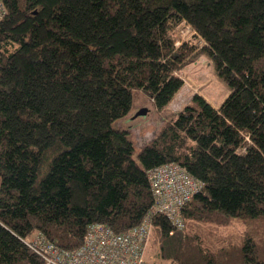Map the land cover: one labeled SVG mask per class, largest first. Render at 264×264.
<instances>
[{"label": "trees", "instance_id": "1", "mask_svg": "<svg viewBox=\"0 0 264 264\" xmlns=\"http://www.w3.org/2000/svg\"><path fill=\"white\" fill-rule=\"evenodd\" d=\"M3 4L0 264H44L25 240L38 232L73 249L92 222L139 224L153 204L149 172L167 163L204 186L182 207V230L155 216L161 257L264 264L255 224L216 243L202 222L264 217V0ZM188 25L200 48L181 38ZM201 56L226 87L219 105L193 93L141 146L115 126L130 119L133 89L168 110L185 83L177 71Z\"/></svg>", "mask_w": 264, "mask_h": 264}, {"label": "built area", "instance_id": "2", "mask_svg": "<svg viewBox=\"0 0 264 264\" xmlns=\"http://www.w3.org/2000/svg\"><path fill=\"white\" fill-rule=\"evenodd\" d=\"M4 9L0 0V18ZM188 32H192L189 25L183 34ZM149 182L153 204L143 220L127 231L119 232L102 222H92L76 248H62L42 232L25 239L26 244L43 258L44 264H160L147 253L156 227L155 216L167 217L173 227L171 233L182 230L186 225L182 207L204 183L177 163L151 169Z\"/></svg>", "mask_w": 264, "mask_h": 264}, {"label": "rangeland", "instance_id": "3", "mask_svg": "<svg viewBox=\"0 0 264 264\" xmlns=\"http://www.w3.org/2000/svg\"><path fill=\"white\" fill-rule=\"evenodd\" d=\"M179 28L180 27H178V30ZM186 28L187 26L181 27V33H183ZM181 38L195 42L196 48H200L204 44L203 39L193 35L192 32L186 33ZM181 38L178 39L181 40ZM177 73L184 79V86L170 105V108L162 114H159L155 110L150 98L140 89H133L134 102L131 113L129 114L130 119L127 121H120L119 124L116 123L115 126L125 129L132 128V137L137 146H141L143 142L147 141L149 139L147 137L156 134L163 127L165 120L173 117L182 105L189 101L193 93L199 92L203 94L214 105H219L227 95L226 87L216 78L209 60L204 56L196 58L191 63H188L181 68V71H177ZM143 108L146 109L145 114L137 115V112L141 111ZM217 217V220L212 221L210 218V220L206 219L202 221L204 222L203 226L207 228V230H210L211 235H214L213 240L216 241V243L223 241L224 237L231 239L232 242L238 241L243 235H246L248 227L251 225L250 228H252L255 224L259 228L258 235L252 237L257 245V256L264 260V217L254 219L247 216L240 217L227 214ZM158 232V228L155 227L147 253L150 257L156 258L160 264H173L165 261L161 257L162 239Z\"/></svg>", "mask_w": 264, "mask_h": 264}, {"label": "water", "instance_id": "4", "mask_svg": "<svg viewBox=\"0 0 264 264\" xmlns=\"http://www.w3.org/2000/svg\"><path fill=\"white\" fill-rule=\"evenodd\" d=\"M145 112H146V109H145V108H143L141 111H138V112H137V115H140V114H145Z\"/></svg>", "mask_w": 264, "mask_h": 264}]
</instances>
